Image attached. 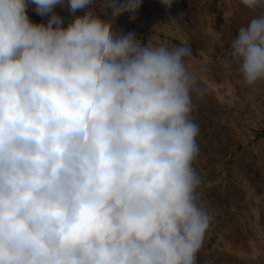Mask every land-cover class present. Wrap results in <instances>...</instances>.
Here are the masks:
<instances>
[{
	"label": "clouds",
	"instance_id": "1",
	"mask_svg": "<svg viewBox=\"0 0 264 264\" xmlns=\"http://www.w3.org/2000/svg\"><path fill=\"white\" fill-rule=\"evenodd\" d=\"M100 3L0 0V264H198L212 217L191 50L114 31L141 0ZM229 47L243 83H264V11Z\"/></svg>",
	"mask_w": 264,
	"mask_h": 264
},
{
	"label": "rangeland",
	"instance_id": "2",
	"mask_svg": "<svg viewBox=\"0 0 264 264\" xmlns=\"http://www.w3.org/2000/svg\"><path fill=\"white\" fill-rule=\"evenodd\" d=\"M96 10L101 12L100 0ZM26 11L34 23L47 21L33 4ZM56 11L66 27L73 14L67 8ZM262 11L239 0H172L167 8L160 0H141L134 19L125 13L113 23L114 31L133 32L149 46L191 50L185 63L205 93L202 99L194 97L191 114L199 126V156L193 167L212 217L198 264H264V83L246 86L238 63L229 57L239 27Z\"/></svg>",
	"mask_w": 264,
	"mask_h": 264
},
{
	"label": "bare ground",
	"instance_id": "3",
	"mask_svg": "<svg viewBox=\"0 0 264 264\" xmlns=\"http://www.w3.org/2000/svg\"><path fill=\"white\" fill-rule=\"evenodd\" d=\"M155 18H157L158 19V17L156 16ZM245 18V17H244ZM207 30L209 31V32H212V33H214V31H213V29L209 26L208 28H207ZM209 48V47H208ZM207 48V49H208ZM199 63V62H198ZM199 64H201V62L199 63ZM202 65V64H201ZM191 67H193V66H190V68ZM200 71V70H199ZM213 74V73H212ZM206 78V77H205ZM198 79V78H197ZM203 80V79H202ZM206 80H209L208 78L206 79ZM212 80V79H211ZM207 82V81H206ZM205 82V83H206ZM208 84L210 85V86H213L212 88H214V89H216V90H218V87L215 85V84H212L210 81H208ZM206 89V88H205ZM220 92V91H219ZM222 95V94H221ZM223 96V95H222ZM204 97V96H203ZM224 97V96H223ZM207 98V97H206ZM224 99H225V97H224ZM214 100V99H213ZM209 101V100H208ZM207 101V102H208ZM257 215H258V212H257ZM234 233V232H233ZM235 236V235H234Z\"/></svg>",
	"mask_w": 264,
	"mask_h": 264
},
{
	"label": "flooded vegetation",
	"instance_id": "4",
	"mask_svg": "<svg viewBox=\"0 0 264 264\" xmlns=\"http://www.w3.org/2000/svg\"><path fill=\"white\" fill-rule=\"evenodd\" d=\"M223 218H227V216L223 217Z\"/></svg>",
	"mask_w": 264,
	"mask_h": 264
}]
</instances>
